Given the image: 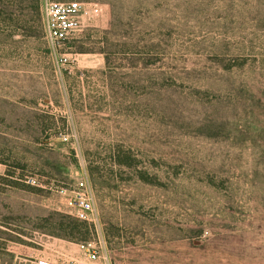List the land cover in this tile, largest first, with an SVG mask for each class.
<instances>
[{
    "label": "rangeland",
    "instance_id": "374dc122",
    "mask_svg": "<svg viewBox=\"0 0 264 264\" xmlns=\"http://www.w3.org/2000/svg\"><path fill=\"white\" fill-rule=\"evenodd\" d=\"M46 1L0 0V264H264V0H81L63 42Z\"/></svg>",
    "mask_w": 264,
    "mask_h": 264
},
{
    "label": "built area",
    "instance_id": "2783aa9c",
    "mask_svg": "<svg viewBox=\"0 0 264 264\" xmlns=\"http://www.w3.org/2000/svg\"><path fill=\"white\" fill-rule=\"evenodd\" d=\"M90 5L91 12H98L95 4L81 0H47L43 7L46 36L53 42H63L79 31L82 20ZM29 182L37 184V179L31 177ZM58 192L64 196L70 213L80 219H91L94 215L93 192L85 177L79 178L71 187H60ZM86 250V261L78 264H91L100 261L101 255L94 249L93 242L82 244ZM35 264H62L55 258L41 257Z\"/></svg>",
    "mask_w": 264,
    "mask_h": 264
},
{
    "label": "trees",
    "instance_id": "16d2710c",
    "mask_svg": "<svg viewBox=\"0 0 264 264\" xmlns=\"http://www.w3.org/2000/svg\"><path fill=\"white\" fill-rule=\"evenodd\" d=\"M67 220H60L54 226L55 230L51 231V234L60 236L62 238L79 241L87 240L90 238V233H92L91 224L85 219H80L78 217H72L70 215H63Z\"/></svg>",
    "mask_w": 264,
    "mask_h": 264
}]
</instances>
